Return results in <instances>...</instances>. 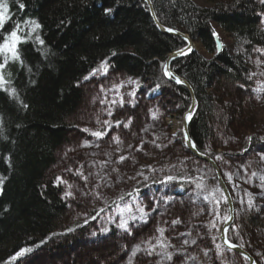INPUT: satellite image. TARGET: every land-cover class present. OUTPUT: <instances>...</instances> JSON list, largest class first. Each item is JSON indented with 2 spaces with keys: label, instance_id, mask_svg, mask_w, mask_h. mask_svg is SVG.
Masks as SVG:
<instances>
[{
  "label": "trees",
  "instance_id": "obj_1",
  "mask_svg": "<svg viewBox=\"0 0 264 264\" xmlns=\"http://www.w3.org/2000/svg\"><path fill=\"white\" fill-rule=\"evenodd\" d=\"M152 1L163 25L188 33L210 55L195 49L173 63V69L190 82L196 93L190 135L199 151L214 157L232 192L236 217L228 237L250 251L257 264H264V188L261 187L264 181L260 179L264 176V160H261L264 125H260L257 116L258 93L248 78L258 55L253 49L264 46V3L260 0ZM7 3L11 18L4 26L5 34L19 24L24 29L21 35L27 37L31 24L26 21L31 20L41 27L31 33L30 40L19 45L23 64L10 61L0 70L9 81L5 87L14 88L17 94L11 96L0 91V264L23 261L43 244L58 249L55 240L69 236L67 231L58 232L59 219L67 205L61 196L63 190L57 181L47 180V174L56 162V151L67 138L68 121L83 99L80 82L94 69H102V62L107 61L114 72L159 87L163 96L175 97L180 112L177 140H182V114L190 105L188 90L170 81L164 67L168 54L186 42L156 27L145 0H7ZM216 28L232 39L220 53ZM37 36L43 44L36 40ZM158 106L155 120L162 122V117H158L164 115L165 106ZM170 160L169 156H163L160 162L149 164L140 186L161 183L163 178H149L154 169H162ZM196 162L212 173V181L208 189L190 187L188 191L187 207L199 212L183 218L184 235L189 239L191 251L173 249L172 241L164 236L159 237L154 248L159 244L166 246L157 253L163 256L171 253V260L165 258L170 264H174L178 255L180 264H195L202 255L206 261L200 260L199 264H217L221 260V264H248L222 245L219 231L228 215L224 195L216 191L221 188L212 167L200 160ZM176 170L179 173L175 177L183 172L194 173L189 164L171 166L170 171ZM178 185L185 190L184 182ZM210 193L215 199L205 200ZM249 200L253 201L251 207ZM157 202L160 207L168 203L184 204L177 197L169 202L162 199ZM202 204L210 206L211 215L218 212L217 224L207 219L203 222ZM110 230L115 233L114 229ZM205 234H209L211 242L214 239L213 249L204 242ZM21 249L30 251L12 260ZM149 250L145 248V253ZM184 253L190 257L184 258Z\"/></svg>",
  "mask_w": 264,
  "mask_h": 264
},
{
  "label": "rangeland",
  "instance_id": "obj_2",
  "mask_svg": "<svg viewBox=\"0 0 264 264\" xmlns=\"http://www.w3.org/2000/svg\"><path fill=\"white\" fill-rule=\"evenodd\" d=\"M262 26L264 27V13ZM216 32L222 43L232 41L220 28H216ZM195 48L210 56L199 41H195ZM257 59L264 61V54L259 52L252 63L250 80L259 96L257 116L260 125H264V91H261L264 89V75L261 74L264 73V64L258 66L255 63ZM129 78L136 83H126ZM122 82V87H114ZM80 83L84 91L83 99L68 121L67 138L56 151V162L47 174V180L57 181V177H60L67 181L66 184L60 183L63 190L61 196L67 205L59 219L58 232L67 231L69 236L54 241L58 249L43 244L39 251L24 257V262L18 261L14 264H103L104 261L111 264H129L130 260L131 264H170L163 255L157 253L165 250L164 246L159 244V247L153 248L160 241L161 235L157 229L165 230L163 236L172 241L173 249L179 248L182 252L188 248L189 253L190 243L189 239L185 238L186 234L184 235L183 218L186 214L198 212V209L187 207L188 191L191 190L190 187L197 188V184L203 185V189H208L212 181V173L196 162L199 159L187 151L183 139L177 140L180 112L176 109V99L174 96H163L162 93L154 92L149 83H143L121 72H114L110 64L107 73L97 69L89 79ZM158 105L165 106L164 115L158 117H162V122L155 120L159 115ZM105 121L108 123L105 124ZM84 129L90 131L86 132ZM96 131L105 132L106 135L97 138L92 135ZM182 147L186 148V151ZM217 149L221 150L219 147ZM236 152L241 153L240 150ZM249 153L250 151L247 156ZM122 156L125 157L124 160L120 159ZM163 156H169L171 159L169 167L165 165L160 170L154 169V174L149 179L163 178L161 182L169 183H150L146 188L140 186L149 164L160 162ZM180 164L191 165L196 174L183 172V176L175 177L179 169L172 172L171 166ZM169 176L175 179L168 180ZM180 181L184 182L186 187L184 191L179 192L177 187ZM69 191L72 196H65ZM173 197H177L184 204L165 205H170V208L158 205V199L169 202ZM141 208L144 213L139 211ZM201 209L203 212L200 211V217L203 222L207 219V222L211 220L210 223L217 224V211L215 215H211L210 206L205 204H202ZM133 216L136 219H131ZM123 220L128 222L127 230L119 226ZM110 229H114L115 233H111ZM205 236L207 238L205 237L204 242L213 249L214 239L211 242L209 234ZM120 242L125 246L123 250L120 249ZM137 246L139 251H135ZM145 248H149L153 254L149 256L145 253ZM182 256L188 258L190 254L184 253ZM214 258L215 256L210 257L209 261ZM200 260L206 261L204 255L198 258L195 264H199ZM180 261L181 256L178 255L174 264H180ZM221 263L222 260L217 264Z\"/></svg>",
  "mask_w": 264,
  "mask_h": 264
},
{
  "label": "water",
  "instance_id": "obj_3",
  "mask_svg": "<svg viewBox=\"0 0 264 264\" xmlns=\"http://www.w3.org/2000/svg\"><path fill=\"white\" fill-rule=\"evenodd\" d=\"M145 1L148 4L150 14L153 18V21L155 22L157 28L161 32L168 34V35L179 36L186 41V45L184 47L172 51L167 56V60L165 63V65H167L166 75H167V78H169L174 83L185 87L188 90V93L190 96V105H189L188 109L183 113V116H182L183 143L185 144L187 151L189 153H191L192 156H194L195 158H197L199 160L207 162L213 168L215 175H216V178H217V181L219 183V186L222 190V193H223L224 197L227 198V200H226V204H227V208H228V216L227 217H230V219L225 220L223 222L221 228H220V232H219L220 241L225 248H227V249L235 252L236 254L242 256L243 258H245L248 261V264H257V260H256L255 256L250 251L245 249L243 246L241 247L240 244L233 242L228 237V230L231 227V225L233 224V222L235 220V216H236L234 198L232 196V193H231V190H230L228 184L226 183V180L223 176L221 168L219 167L216 160L212 156L207 155V154L199 151L195 142L193 141V139L190 135L189 124H190L191 119H187L186 117L191 115V118H192L193 114L195 113L196 103H197L196 93H195L194 88L190 84V82L187 79H185L183 76L179 75L173 69L172 63L174 62V60L185 56V55H176V53L181 51V50H183L184 52L187 53L189 41L191 42V44H190L191 48L193 50H195L196 49L195 48V40L187 33H184L178 29L170 28V27L163 25L160 22V20L158 19V16H157L155 8H154L153 1L152 0H145ZM168 29H173V31H168ZM185 37H187V40L185 39ZM217 42H218V44H217L218 52H221L224 48L223 43L219 38L217 39ZM167 73H171V75H168ZM176 78H179V80L182 81V83H177Z\"/></svg>",
  "mask_w": 264,
  "mask_h": 264
},
{
  "label": "snow or ice",
  "instance_id": "obj_4",
  "mask_svg": "<svg viewBox=\"0 0 264 264\" xmlns=\"http://www.w3.org/2000/svg\"><path fill=\"white\" fill-rule=\"evenodd\" d=\"M261 3H264V0H260ZM19 7L21 9L24 8L23 4H19ZM106 12H110L111 9H106ZM10 15H9V6L7 3V0H0V70L5 69L8 65V63L10 61H19L21 64H23V61L21 59V55H20V51H19V45L22 43L27 42L28 40H30L31 37V33L32 32H36L37 29H39L41 27V25L36 22L35 20H31V21H26V23H30L31 24V31L29 32L28 36L25 37L23 35H21V33L24 31L23 28L20 27L19 24H16L15 27L13 28V30H11L8 33H4V26L6 24V22H8L10 20ZM168 31H173V29H168ZM185 39L187 40V37H185ZM36 40L40 43L43 44L44 41L42 39H40L39 36L36 37ZM189 46L187 49V53L184 52L183 50L179 51L176 53V55H186L190 52L193 51V49L191 48L190 44L191 42H188ZM256 52H260L261 54H264V48H254L253 49ZM113 56L116 55V53H112ZM258 66L260 64H264V61H261L259 59H257V61L255 62ZM165 69H167V65H164ZM101 68L104 71V73L108 72V64L107 61L102 62L101 64ZM95 69L93 70V73H95ZM168 75H171V73H167ZM262 75H264V73H261ZM91 75V74H90ZM253 75H255V73H253ZM249 79H251L252 77L249 76ZM89 79V77H85V80ZM177 83H182V81L179 80V78H176ZM122 82L120 85H114V87L119 88L123 86ZM126 83L128 84H134L136 83L135 81H133L131 78H129ZM9 84L8 80H5L4 75L2 72H0V91H4V92H8L9 95L11 96H16V90L14 88L9 89L8 87H5L6 85ZM139 86V85H137ZM261 91H264V89H261ZM130 95H134V93H130ZM259 98V97H257ZM103 103V101H101ZM113 103H115V101H113ZM123 104V100L121 99V106ZM25 107H27V105H25ZM109 115H111V112H109ZM155 116V114H153ZM187 119H191V115H189L188 117H186ZM105 124H107L108 122L105 121ZM117 124H119V122H117ZM128 125H125V127H127ZM84 131H90L89 129H84ZM92 135L96 136L97 138L103 137L104 135H106L105 132H101V131H96L94 133H92ZM249 140L251 139V137L248 138ZM117 142H118V138H117ZM194 146V145H193ZM121 160H124L125 157H121ZM261 160H264V156H261ZM253 175H255V173H253ZM85 179H87L85 177ZM175 179L174 177L169 176L168 180H173ZM229 179H231V176H229ZM260 179L262 181H264V176H261ZM57 182L59 183H67V181L62 180L60 177H57ZM68 187L70 188L71 185H68ZM197 187H203V185L201 184H197ZM262 188H264V184L261 185ZM216 191L222 192L221 189L217 188ZM250 195V194H249ZM65 196H72V193L66 192ZM225 202L227 200L226 197H222ZM215 199V197L210 193L209 195L205 196V200H212ZM217 204H219V200L216 201ZM253 204V201L249 200V207H251ZM102 210V209H101ZM139 211L141 213H144V210L141 208L139 209ZM146 215V214H144ZM95 217H93L94 219ZM143 218V217H142ZM131 219H136V217H131ZM225 219H230V217H225ZM87 222V221H86ZM173 223H179V221H173ZM121 228H124L125 230H127L128 228V222L127 220H123L121 222V224L119 225ZM68 231H72V229H68ZM104 231H108L107 229H104ZM157 231H159L160 235L163 236L164 234V229L163 228H159L157 229ZM159 243V241H158ZM155 246H153L154 248ZM166 247V246H165ZM242 247V245H241ZM140 248L139 246H137L135 251H139ZM30 251V249H21L19 252L16 253L15 256L11 257L12 260H16L18 257H21L22 255H24L26 252ZM135 251L133 252V255H135ZM149 256H151L153 253L152 251H148L147 253ZM206 254V253H205ZM163 258L172 259V254L171 253H165V256ZM129 264H131V260L129 261Z\"/></svg>",
  "mask_w": 264,
  "mask_h": 264
},
{
  "label": "bare ground",
  "instance_id": "obj_5",
  "mask_svg": "<svg viewBox=\"0 0 264 264\" xmlns=\"http://www.w3.org/2000/svg\"><path fill=\"white\" fill-rule=\"evenodd\" d=\"M145 2H146V1H145ZM146 4H147V3H146ZM147 6H148V4H147ZM148 8H149V7H148ZM154 8H155V7H154ZM156 14H157V13H156ZM158 19H159V18H158ZM160 22H161V21H160ZM154 24H155V22H154ZM155 25H156V24H155ZM156 27H157V26H156ZM167 27H168V26H167ZM170 28H171V27H170ZM174 29H176V28H174ZM184 33H185V32H184ZM187 34H188V33H187ZM178 37H179V36H178ZM180 38H181V37H180ZM218 38H219V36H218V34H217V39H218ZM182 39H183V38H182ZM183 40H184V39H183ZM184 41H185V40H184ZM185 42H186V41H185ZM217 44H218V42H217ZM185 45H186V43H185ZM185 45H183L182 47H184ZM223 46H224V43H223ZM182 47H180V48H182ZM178 49H179V48H178ZM223 49H224V48H223ZM217 51H218V48H217ZM222 51H223V50H222ZM222 51H221V52H222ZM218 53H220V52H218ZM188 54H189V53H188ZM168 55H169V54H168ZM186 55H187V54H186ZM258 55H259V52H258ZM258 55H257V56H258ZM183 57H184V56H183ZM180 58H182V57H180ZM180 58H178V59H180ZM166 60H167V57L165 58V62H164V63H166ZM176 60H177V59H176ZM176 60H174V62H175ZM174 62H173V63H174ZM173 63H172V67H173ZM164 65H165V64H164ZM165 72H167L166 69H165ZM166 76H167V75H166ZM168 79H169V78H168ZM185 79H186V78H185ZM169 80H170V79H169ZM170 81H171V80H170ZM172 82H173V81H172ZM173 83H174V82H173ZM175 84H176V83H175ZM177 85H178V84H177ZM180 86H181V85H180ZM151 89H153L154 92H156V93H159V94L161 93L159 87H152ZM185 111H186V110H185ZM213 158H214V157H213ZM201 161H202V160H201ZM203 162H205V161H203ZM205 163H207V162H205ZM207 164H208V163H207ZM166 166L169 167V165H166ZM167 207L170 208V206H166L165 208H167ZM124 247H125V246H123V244L120 242V249L123 250ZM40 249H41V248H38L37 251H39ZM146 253H148V252H146ZM52 255H53V254H52ZM110 260H111V259H110ZM109 263L111 264V262H107V261H104V262H103V264H109Z\"/></svg>",
  "mask_w": 264,
  "mask_h": 264
}]
</instances>
